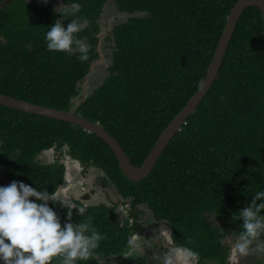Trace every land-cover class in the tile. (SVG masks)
I'll use <instances>...</instances> for the list:
<instances>
[{
    "label": "trees",
    "instance_id": "trees-1",
    "mask_svg": "<svg viewBox=\"0 0 264 264\" xmlns=\"http://www.w3.org/2000/svg\"><path fill=\"white\" fill-rule=\"evenodd\" d=\"M108 1L76 0L82 7L75 15L88 22L79 36L90 44L89 59L81 62L78 52L48 50L45 40L57 20L65 28L72 21L73 0H65L68 8L52 13L49 20L37 17L36 10L12 11L0 0V94L67 111L97 57V22ZM110 1L129 17L113 31L109 75L76 110L114 136L140 166L204 81L238 0ZM52 148H66L72 157L102 168L126 199L122 206L129 217H121L115 207H90L80 213L79 208L47 204L62 227L84 223L86 234L95 229L102 235L92 255L77 264H101L102 258L128 254L134 236L143 231L138 223L144 214L141 207L148 208L155 221L170 225L171 239L196 264H231L227 239H239L244 231L242 210L253 200L264 202V197H256L264 191L260 10L249 7L243 12L215 82L144 180L126 179L112 149L95 134L0 105V164L11 181L52 195L63 181L64 168L37 160ZM259 238L264 239V233ZM52 264L59 260L54 258Z\"/></svg>",
    "mask_w": 264,
    "mask_h": 264
},
{
    "label": "clouds",
    "instance_id": "clouds-1",
    "mask_svg": "<svg viewBox=\"0 0 264 264\" xmlns=\"http://www.w3.org/2000/svg\"><path fill=\"white\" fill-rule=\"evenodd\" d=\"M45 3L48 0H44ZM82 5L76 0L71 3L72 21L65 26L57 20L45 33L46 47L50 51L74 53L83 62L89 59L88 43L79 34L84 31L87 20L75 15ZM56 10V9H55ZM35 197L36 199H30ZM264 197V191L256 193ZM49 194L37 191L30 185L13 180L8 185H0V264H52L54 258L59 264H77L87 260L103 239L102 235L88 225L74 226L65 223L63 227L56 213L46 203ZM264 202L242 210L243 229L235 247L242 254H248L251 245L264 233V216L260 215ZM84 207L79 208L84 213ZM257 247H264L261 242Z\"/></svg>",
    "mask_w": 264,
    "mask_h": 264
},
{
    "label": "flooded vegetation",
    "instance_id": "flooded-vegetation-1",
    "mask_svg": "<svg viewBox=\"0 0 264 264\" xmlns=\"http://www.w3.org/2000/svg\"><path fill=\"white\" fill-rule=\"evenodd\" d=\"M13 1L14 0H1V4L3 6H6L12 3ZM110 2L111 1L109 0L107 4L104 5L103 12L101 13V16L97 22V25L99 26V31L98 33H96V37L98 39L97 46H96L97 47L96 48L97 57H95L92 61V64L96 63V67L94 68V71L89 77V80H91L93 74L94 73L96 74V71L100 68L105 67L106 68L105 72L107 71L108 73L110 70L111 64L108 65L106 62V59L112 56L111 51H112L113 40H114L113 31L116 28V26L122 24V23H118L114 25L117 21H119L118 19L121 16L120 15L121 12L118 10L116 5ZM53 5L55 4H50L49 1L45 3L43 0H26L25 8H27V10L28 9L33 10V11L36 10V16L42 20H49L52 13H62L64 9L68 8V5L65 3V0H63V3H61V5L59 3L58 5L59 7L57 8L54 7ZM110 10H115L116 12H113L112 15H108V11ZM121 14L125 15V13H121ZM108 21H110L111 24H109ZM113 25L114 27H112ZM89 50H90V44H88V51ZM107 50H111L110 54L104 53ZM89 80H88V85L91 84V82H93ZM85 83H86V79H84V81L79 84L80 85L79 90L80 92H82V94L80 97L77 96L75 98V101L73 100V103L71 105L73 109H76L77 106L81 105L77 101L81 100L80 98L83 95ZM87 94H89L88 90H87ZM51 152H55L53 156V162L45 163V164H57L58 166H63L64 178H63V181L58 185L56 191L52 195H49L50 199H48L47 201H42V203L60 204V206L69 207L71 209L84 207L90 210V207H93L97 211H101L103 206H108L112 208L115 207V209L119 212L121 217H129L128 215H124V212L122 210V207H123L122 205L124 204L123 201H126V199H123L119 193L112 194L110 192L109 190L110 183L107 181V176L102 168L92 166L86 161H81L79 159L72 157L66 148H64L63 150L52 148L42 153L47 154L48 156H51ZM39 157L40 156L38 155L37 160L41 163L40 161L41 157L40 158ZM147 229H151V225L149 222L147 223ZM142 232L143 231H141L139 234H136L134 236L133 238L134 245L128 254L123 255L122 257L115 256L114 258H112L113 260H105L104 258H102L101 264H111L112 262H114L113 264H117V263L130 264V261H135V259H138L137 264H146L147 262L146 257L148 254L146 255V253L141 252V249L139 247L140 245L139 241L136 240L137 236H141L140 234L144 236ZM150 232L153 233V231H150ZM150 238H146L147 240L146 242L149 244L151 242ZM164 238L167 241H169L171 236L169 240H168V237L167 238L164 237ZM172 241L173 240L171 239L170 242L172 243ZM251 249L252 250L248 254L242 256V260L244 262L251 263V264L252 263L264 264V258L262 255L264 254V252L259 254V251L262 248L260 247V249L257 250V247L252 246ZM131 254H135L136 257L131 256ZM175 254H177L176 250L174 252V256ZM172 256H173V253H172Z\"/></svg>",
    "mask_w": 264,
    "mask_h": 264
},
{
    "label": "water",
    "instance_id": "water-1",
    "mask_svg": "<svg viewBox=\"0 0 264 264\" xmlns=\"http://www.w3.org/2000/svg\"><path fill=\"white\" fill-rule=\"evenodd\" d=\"M249 7H256L260 10L264 22V0H238L233 6L230 14L227 17L225 28L219 40L215 54L206 73L205 79L193 97L189 100L187 105L178 113L174 120L166 127L162 134L157 139L155 145L151 149L149 155L141 166H135L129 158L126 151L122 148L120 143L106 131L99 123L92 122L77 114V110L69 107L67 111H60L45 106L36 105L15 97L0 94V105L21 110L26 113H31L47 118L64 121L83 128L88 133L95 134L103 141H105L112 149L118 160L122 173L131 182H140L147 178L153 171L162 154L168 147L169 143L175 135L186 124L187 119L192 115L202 100L207 95L208 91L215 82L223 60L226 56L227 50L230 46L232 37L236 30L237 24L243 12ZM98 64V63H97ZM96 63L91 64L90 70L85 76L86 83L84 85V92L81 99V104L87 98L88 79L91 76ZM104 81V79L102 80ZM80 88V85L79 87ZM96 89V88H95ZM0 182L2 185H8L11 180L0 164Z\"/></svg>",
    "mask_w": 264,
    "mask_h": 264
},
{
    "label": "rangeland",
    "instance_id": "rangeland-1",
    "mask_svg": "<svg viewBox=\"0 0 264 264\" xmlns=\"http://www.w3.org/2000/svg\"><path fill=\"white\" fill-rule=\"evenodd\" d=\"M15 6H18L19 8H15ZM9 7L10 9H12V11H15V9H17V11L19 10L20 12L21 9H24L26 7V0H14L12 3H10ZM113 12H116V11L115 10L108 11V15H112ZM120 15H121L120 18L118 19L119 21H117L114 25L118 23H123L127 20L128 15L126 14L124 15L121 13ZM108 23L111 24L110 21H108ZM114 25L112 27H114ZM110 51L111 50H107L104 53L110 54ZM111 55H112V51H111ZM106 62L108 65H110L112 63V56L106 59ZM104 68L98 69L96 71V74L95 73L93 74L91 80L88 79L89 81H93L91 82V84L88 85L89 93H92L93 89L97 88V86L102 82L104 77H107L109 75L107 71L105 72L106 68L105 69ZM81 94L82 92H80L79 97L81 96ZM88 95L89 94H87V97ZM77 102L81 104V100H78ZM54 154L55 152H51V156H48L47 154H43V153L41 154L42 156L39 155L41 157L40 159L41 163L43 164L52 163ZM109 187H110L109 190L112 194L118 193L117 189L114 186L110 184ZM127 209H129V205L127 206ZM122 210H123V207H122ZM141 210L144 211V214L140 216L138 223L142 224V227L144 228L142 232L144 236L140 234L141 236H137L136 240L139 241V244H140L139 247L141 249V252L146 253V255L148 254L146 257L147 259L146 264H196V259L192 255H189V253H187L185 250L178 248L177 245L173 241L172 243L170 242L171 227L168 223L155 221L153 219L151 211L146 207H143V208L141 207ZM123 212L124 214L126 213L125 211ZM148 222L151 225V229H147ZM150 231H153V233H151ZM164 237L166 238L168 237V240L169 238L170 240L167 241ZM146 238L151 239V242H150L151 245L146 242L147 241ZM227 242L230 244L229 253H230L231 264H251V263L244 262L242 260L243 255L237 251L235 244L236 242H238V238H236L235 236H229L227 239ZM261 242H264V239L258 238L257 240L253 241V244L250 247L252 246L257 247V245L260 244ZM261 248L262 249L259 251V254L264 252V247H261ZM168 249L170 250V253L167 256V259H165L164 261H161ZM259 249L260 247H257V250ZM175 250L177 254H175L174 256ZM172 253H173V256H172ZM262 255L264 258V254ZM113 263L114 262H112L111 264ZM137 263H138V259H135V261H130V264H137ZM117 264H120V263H117ZM208 264H215V263H208ZM252 264H256V263H252Z\"/></svg>",
    "mask_w": 264,
    "mask_h": 264
},
{
    "label": "crops",
    "instance_id": "crops-1",
    "mask_svg": "<svg viewBox=\"0 0 264 264\" xmlns=\"http://www.w3.org/2000/svg\"><path fill=\"white\" fill-rule=\"evenodd\" d=\"M44 1V0H43ZM49 2H50V4H55V5H53L54 7H59L58 5H59V3H60V5H61V3H63V0H48Z\"/></svg>",
    "mask_w": 264,
    "mask_h": 264
},
{
    "label": "bare ground",
    "instance_id": "bare-ground-1",
    "mask_svg": "<svg viewBox=\"0 0 264 264\" xmlns=\"http://www.w3.org/2000/svg\"><path fill=\"white\" fill-rule=\"evenodd\" d=\"M104 79H105V78H104ZM116 140H117V139H116ZM122 148H123V147H122ZM148 155H149V154H148ZM141 165H142V164H141ZM141 165H140V166H141ZM135 166H136V165H135Z\"/></svg>",
    "mask_w": 264,
    "mask_h": 264
}]
</instances>
